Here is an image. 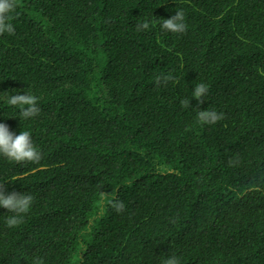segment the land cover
<instances>
[{
	"label": "trees",
	"instance_id": "trees-1",
	"mask_svg": "<svg viewBox=\"0 0 264 264\" xmlns=\"http://www.w3.org/2000/svg\"><path fill=\"white\" fill-rule=\"evenodd\" d=\"M13 2L0 123L42 158L0 154L5 194L33 197L15 227L0 207V264H264V0ZM180 10L186 32L162 30ZM25 91L29 119L7 103Z\"/></svg>",
	"mask_w": 264,
	"mask_h": 264
},
{
	"label": "clouds",
	"instance_id": "clouds-1",
	"mask_svg": "<svg viewBox=\"0 0 264 264\" xmlns=\"http://www.w3.org/2000/svg\"><path fill=\"white\" fill-rule=\"evenodd\" d=\"M15 9L16 4L13 0H0V34L7 32L9 35H13L15 33L13 24L9 22L12 19L10 13L14 12ZM184 21L185 17L183 10L176 11L175 15L168 19H163L161 28L162 30L172 33H184L187 30V25ZM136 27L137 31L147 30L149 28V23H138ZM173 79L174 77L171 74L157 76L155 83L157 86L161 83L167 85V83ZM207 94L208 85L204 83L197 84L192 91V97L195 98L199 104L204 102ZM7 103L13 107H19V117L21 119L35 117L40 112L37 98L26 91L24 94L17 93L15 95H8ZM181 104L184 107H190V101L187 98L182 100ZM196 110L198 121L201 124H214L224 119V114L217 113L215 110ZM0 154L17 163H38L42 158L41 153L33 145L30 132L21 131L19 135H16L11 132L9 127L4 123H0ZM253 190L258 191L259 189L255 188ZM104 195L107 194L105 193ZM32 202L33 197L26 193L21 194L13 191L5 194L4 186L0 183V207L15 214L6 220L8 227H15L20 223V215L29 211ZM109 203L117 213L125 209V204L119 199L113 198ZM100 214L103 215V211H101ZM36 264H41V262L37 260ZM162 264H180V259L175 254L168 255L165 257Z\"/></svg>",
	"mask_w": 264,
	"mask_h": 264
}]
</instances>
